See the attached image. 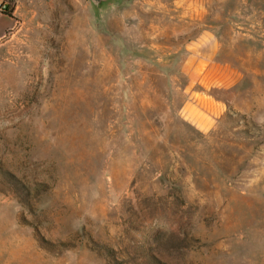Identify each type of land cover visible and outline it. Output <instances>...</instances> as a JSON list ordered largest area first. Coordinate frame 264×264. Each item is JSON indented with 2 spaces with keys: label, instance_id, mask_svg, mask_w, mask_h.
<instances>
[{
  "label": "rangeland",
  "instance_id": "1",
  "mask_svg": "<svg viewBox=\"0 0 264 264\" xmlns=\"http://www.w3.org/2000/svg\"><path fill=\"white\" fill-rule=\"evenodd\" d=\"M0 2V264H264V0Z\"/></svg>",
  "mask_w": 264,
  "mask_h": 264
},
{
  "label": "crops",
  "instance_id": "2",
  "mask_svg": "<svg viewBox=\"0 0 264 264\" xmlns=\"http://www.w3.org/2000/svg\"><path fill=\"white\" fill-rule=\"evenodd\" d=\"M203 35H208L209 37L199 38L197 43L191 46L194 47L193 50L189 48L190 50L185 61L191 78L195 77V74L199 72L201 66L205 65L207 67L215 55L214 43H212V38L210 37L211 33L205 32ZM210 44L213 45V49H210L212 47ZM205 68L201 72V76L199 75L197 79L206 87L207 80L205 74L208 73V69ZM226 70L230 71L225 68ZM229 77V72H227V75L225 74V87L232 84ZM187 92L189 93L188 98L181 107L183 116L198 129L208 130L212 127L215 119L224 113L226 108L225 102L213 97L207 91L193 88L192 84L187 88Z\"/></svg>",
  "mask_w": 264,
  "mask_h": 264
},
{
  "label": "trees",
  "instance_id": "3",
  "mask_svg": "<svg viewBox=\"0 0 264 264\" xmlns=\"http://www.w3.org/2000/svg\"><path fill=\"white\" fill-rule=\"evenodd\" d=\"M12 18V7L7 6L3 12H0V24L5 23L8 19Z\"/></svg>",
  "mask_w": 264,
  "mask_h": 264
},
{
  "label": "water",
  "instance_id": "4",
  "mask_svg": "<svg viewBox=\"0 0 264 264\" xmlns=\"http://www.w3.org/2000/svg\"><path fill=\"white\" fill-rule=\"evenodd\" d=\"M111 0H90L91 4L97 8L99 7L100 5L104 4V3H108L110 2Z\"/></svg>",
  "mask_w": 264,
  "mask_h": 264
},
{
  "label": "built area",
  "instance_id": "5",
  "mask_svg": "<svg viewBox=\"0 0 264 264\" xmlns=\"http://www.w3.org/2000/svg\"><path fill=\"white\" fill-rule=\"evenodd\" d=\"M6 4L0 2V12H3L6 9Z\"/></svg>",
  "mask_w": 264,
  "mask_h": 264
}]
</instances>
